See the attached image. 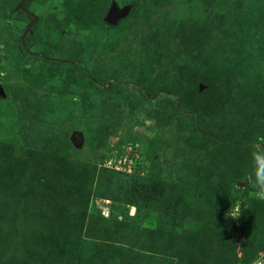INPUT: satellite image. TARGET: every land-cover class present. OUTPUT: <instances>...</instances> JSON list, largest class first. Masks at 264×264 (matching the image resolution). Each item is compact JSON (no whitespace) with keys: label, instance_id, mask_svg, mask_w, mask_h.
Segmentation results:
<instances>
[{"label":"rangeland","instance_id":"obj_1","mask_svg":"<svg viewBox=\"0 0 264 264\" xmlns=\"http://www.w3.org/2000/svg\"><path fill=\"white\" fill-rule=\"evenodd\" d=\"M20 1L0 264H264V0Z\"/></svg>","mask_w":264,"mask_h":264},{"label":"water","instance_id":"obj_2","mask_svg":"<svg viewBox=\"0 0 264 264\" xmlns=\"http://www.w3.org/2000/svg\"><path fill=\"white\" fill-rule=\"evenodd\" d=\"M24 0H21L18 3V8H21V3ZM129 7L128 6H123L122 8L117 7L115 4H112L110 9L108 10L104 22L109 24V25H115L119 19H122L128 14ZM0 95H4V92L2 88L0 87Z\"/></svg>","mask_w":264,"mask_h":264},{"label":"trees","instance_id":"obj_3","mask_svg":"<svg viewBox=\"0 0 264 264\" xmlns=\"http://www.w3.org/2000/svg\"><path fill=\"white\" fill-rule=\"evenodd\" d=\"M26 2V1H25ZM26 3H24V1L21 3V7L22 8H18L19 9V12H21V13H24L25 11H23L22 9L24 8L25 9V7H26V5H25ZM28 16V15H27ZM28 18H32V16H28ZM102 24V26L103 27H106V28H113V26L112 25H109V24H107V23H101ZM32 25V24H31ZM42 56H50V55H46V54H43Z\"/></svg>","mask_w":264,"mask_h":264},{"label":"clouds","instance_id":"obj_4","mask_svg":"<svg viewBox=\"0 0 264 264\" xmlns=\"http://www.w3.org/2000/svg\"><path fill=\"white\" fill-rule=\"evenodd\" d=\"M261 196V198H264V194H259ZM239 214V207L238 205L236 206V208L231 212V216L233 218H236Z\"/></svg>","mask_w":264,"mask_h":264},{"label":"flooded vegetation","instance_id":"obj_5","mask_svg":"<svg viewBox=\"0 0 264 264\" xmlns=\"http://www.w3.org/2000/svg\"><path fill=\"white\" fill-rule=\"evenodd\" d=\"M22 10L26 12V9L23 8Z\"/></svg>","mask_w":264,"mask_h":264}]
</instances>
